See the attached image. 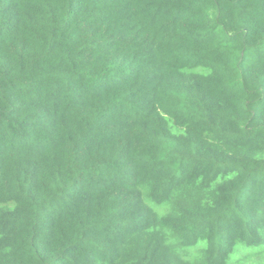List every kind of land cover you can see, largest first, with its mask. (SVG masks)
I'll return each instance as SVG.
<instances>
[{"label":"trees","instance_id":"trees-1","mask_svg":"<svg viewBox=\"0 0 264 264\" xmlns=\"http://www.w3.org/2000/svg\"><path fill=\"white\" fill-rule=\"evenodd\" d=\"M251 257L264 0H0V264Z\"/></svg>","mask_w":264,"mask_h":264},{"label":"rangeland","instance_id":"rangeland-1","mask_svg":"<svg viewBox=\"0 0 264 264\" xmlns=\"http://www.w3.org/2000/svg\"><path fill=\"white\" fill-rule=\"evenodd\" d=\"M4 205L7 206V207H11L12 206L11 203H6ZM154 208H155L156 213L159 214V215L163 214L166 211V205L165 204H162V205H159V206H155ZM189 252H191V251H189ZM239 253L240 254H238L236 257L233 258V261L234 262L236 260L241 259L242 256L245 255L244 253H246V252L245 251H243V252L240 251ZM254 257H256V256H254ZM254 257H251L249 259L248 258L247 259H242V261L240 262V264H253V262H251V261H252V259Z\"/></svg>","mask_w":264,"mask_h":264}]
</instances>
